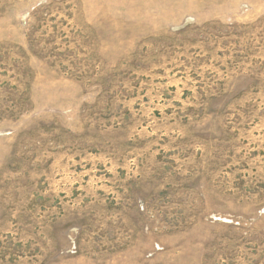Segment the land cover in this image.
<instances>
[{"label": "rangeland", "instance_id": "obj_1", "mask_svg": "<svg viewBox=\"0 0 264 264\" xmlns=\"http://www.w3.org/2000/svg\"><path fill=\"white\" fill-rule=\"evenodd\" d=\"M0 264H264V0H0Z\"/></svg>", "mask_w": 264, "mask_h": 264}]
</instances>
